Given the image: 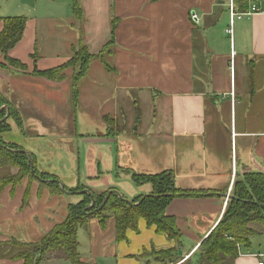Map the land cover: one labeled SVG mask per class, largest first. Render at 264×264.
<instances>
[{
    "label": "crops",
    "instance_id": "obj_1",
    "mask_svg": "<svg viewBox=\"0 0 264 264\" xmlns=\"http://www.w3.org/2000/svg\"><path fill=\"white\" fill-rule=\"evenodd\" d=\"M226 1L0 0V36L3 20L26 19L21 41L8 52L25 70L0 67V93L16 116L25 110L49 116L64 106L60 102L71 101L77 126L80 105L101 103L94 109L101 130L76 134L92 147L84 162L92 173L87 171L85 181L74 152L71 159L80 165L76 180L66 184L54 173L59 166L42 165V171L36 161L38 172L66 189H115L129 201L152 193L149 184L135 185L134 173L173 172L178 189L200 194L176 198L166 209L176 218L179 240L141 220L138 232L128 231L127 240L119 242L114 219L106 226L90 221L78 232L83 264H174L171 258L175 264H210L201 262L198 249L222 221L235 182L264 173V15L232 23ZM193 13L198 23L191 20ZM82 46L93 59L76 85L75 101L79 63L63 70L60 79L34 72L65 66ZM105 48L103 63L98 56ZM142 106L149 109L148 118L132 136L116 129L120 116L139 113ZM7 120L16 122L10 114ZM34 131L22 130L41 138L51 134ZM42 184L25 178L1 191L0 264H23L11 255L12 241L42 242L67 219L70 205L81 201ZM251 229L250 248L239 246L228 264H257L255 255L264 254V226ZM42 264L71 263L50 255Z\"/></svg>",
    "mask_w": 264,
    "mask_h": 264
},
{
    "label": "trees",
    "instance_id": "obj_2",
    "mask_svg": "<svg viewBox=\"0 0 264 264\" xmlns=\"http://www.w3.org/2000/svg\"><path fill=\"white\" fill-rule=\"evenodd\" d=\"M4 30L0 36V53L5 57V65L16 69L25 70V65L17 60L8 57V52L14 48L22 39L25 31V18H8L3 20ZM84 46L80 47L74 58L65 66L46 72H37V75L50 78H62V71L67 67L80 64V71L74 81L75 95L77 101V83L86 76L89 70L90 56ZM84 55V57H83ZM102 58V54L98 56ZM75 61V62H73ZM8 63V64H7ZM8 107L10 118H14L17 125L22 127V121L18 122L16 112L12 105L0 93V170H7V174L0 177V193L8 185H18L25 178L38 179L43 186L48 187L52 193H63L57 181L49 182V179H56L45 174H39L36 167V160L33 155L34 167L32 168L29 155L24 153L23 148L16 144H7L4 137L11 132L8 120L4 121ZM3 108V109H2ZM17 169V174L11 170ZM34 171V172H33ZM50 177V178H49ZM133 182L136 186L151 185L152 193L148 196L138 197L133 201L127 200L124 196L121 199L116 193H111L108 202L102 208L106 196L110 192L99 195L93 191L86 190L80 185L75 189H66L73 196H80L78 204L70 205L67 219L54 227V229L38 244H24L16 240L12 241L11 255L14 260H22L23 264H42L50 255L69 261L71 264H83L79 253L78 232L80 229H87L90 221L96 219L102 226H106L110 219L116 222L117 241H126L127 232H138V224L144 220L149 227H156L158 233L166 234L169 238L179 240L181 233L176 226V218L166 215L168 205L176 198L196 197L199 192L180 190L175 185L173 172H165L158 175H143L134 173ZM89 191L91 195L86 193ZM233 198L230 199L225 215L220 224L211 234L206 237L199 247L201 262L210 264H228L238 256L239 246L250 248L251 239L255 231L251 229L254 224L264 226V173L246 174L243 179L237 180L232 191ZM92 197L95 206L87 211L91 204ZM129 201V202H128ZM131 202V203H130ZM10 255V254H9ZM176 259L170 260L175 264Z\"/></svg>",
    "mask_w": 264,
    "mask_h": 264
},
{
    "label": "rangeland",
    "instance_id": "obj_3",
    "mask_svg": "<svg viewBox=\"0 0 264 264\" xmlns=\"http://www.w3.org/2000/svg\"><path fill=\"white\" fill-rule=\"evenodd\" d=\"M31 1L32 2L29 3L31 5L32 3L35 5V0ZM37 1L39 4H44V0ZM106 54L107 48H105L102 53V57L104 59L108 57ZM0 58L5 60V57L3 56ZM53 78L57 79L56 77ZM60 104L64 106H62V108L59 107V109L56 108V113L54 114L53 112L48 113L49 116H44L34 112L31 113L29 110H25L22 116H16L19 123L20 121H24V128H20L16 122L10 120L9 124L11 126V132L7 133L4 138L5 141L10 142L11 144L20 145L26 152L33 155L38 163L39 170L44 171L42 165L54 164L60 167L58 170L53 169L54 173H58L60 179L64 183L67 184L72 180H76L79 177L80 172L82 173V179L85 181L87 171L92 173V170L90 168L87 169L84 165L85 158L88 153L90 154L92 147L84 143V139L77 135H82L83 133L89 135L91 130H101L102 126L99 125V123H101V119L99 120L95 116L94 112V109H97L101 103L93 102L92 104H88L87 102L86 104L84 103L83 105H80L77 109L76 115V119L79 121L77 126L75 124V115L73 114V111H71L70 107L71 101H69V103H67V101H63L60 102ZM148 112L149 109L146 108V106H142L139 113H133L130 117L129 115L120 116L117 120L118 127L116 129L125 130L129 136H132L134 130H137L136 128L141 119L144 123L147 121ZM22 130H30V132H35L34 130H47L48 133L51 134L41 138L31 136L34 134L30 132V135H26L22 132ZM77 130H79V132H77ZM65 143L72 144L73 147L70 148L65 146ZM72 152H74L76 156L79 155V157H81L83 163L81 164V170L77 159L72 161L70 155ZM47 171H50L51 173L53 172L51 170ZM11 172L14 175L18 173L17 169H13ZM7 173V170H0V177L3 178ZM39 174L42 175L40 172ZM42 177H44V175H42ZM28 179L33 180L32 178ZM106 192L107 191H100L94 193L102 195Z\"/></svg>",
    "mask_w": 264,
    "mask_h": 264
},
{
    "label": "built area",
    "instance_id": "obj_4",
    "mask_svg": "<svg viewBox=\"0 0 264 264\" xmlns=\"http://www.w3.org/2000/svg\"><path fill=\"white\" fill-rule=\"evenodd\" d=\"M227 10L232 18V23L235 19H243L257 15H264V0H227ZM191 20L198 23L199 18L197 14L191 15ZM232 24L226 30L228 35H232ZM257 264H264V254L255 255Z\"/></svg>",
    "mask_w": 264,
    "mask_h": 264
},
{
    "label": "water",
    "instance_id": "obj_5",
    "mask_svg": "<svg viewBox=\"0 0 264 264\" xmlns=\"http://www.w3.org/2000/svg\"><path fill=\"white\" fill-rule=\"evenodd\" d=\"M2 109H3V108H2ZM6 109H7V111L9 112L8 107H7ZM8 116H9V113H8L7 117L4 119V121L7 120ZM24 153L28 154L27 152H24ZM28 155H29V158H30L31 166H32V168H33V167H34V165H33V160L31 159L30 154H28ZM33 172H34V171H33ZM49 182H53V181L51 180V181H49ZM57 182L59 183L61 189L63 190V193L68 194V195H73L72 193H70V192H68V191L66 190L65 185H64L63 183H61V182H59V181H57ZM85 192L88 193L89 195H91V193H90L89 191H85ZM111 193H116L121 199H123V197L121 196V194H119L117 191L110 192V193L106 196L105 201H104V203H103V205L101 206L100 209H102V208L106 205V203L108 202V199H109ZM232 198H233V197H230V199H232ZM91 200H92V201H91V204H90V206L87 208V211L91 210V209L95 206V200H94V198L92 197ZM128 202H129V201H128ZM130 203H131V202H130Z\"/></svg>",
    "mask_w": 264,
    "mask_h": 264
}]
</instances>
